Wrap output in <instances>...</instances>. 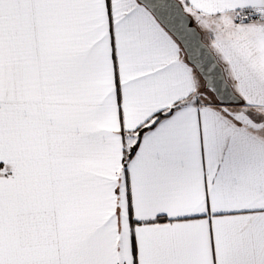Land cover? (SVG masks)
<instances>
[{"label":"snow or ice","instance_id":"snow-or-ice-1","mask_svg":"<svg viewBox=\"0 0 264 264\" xmlns=\"http://www.w3.org/2000/svg\"><path fill=\"white\" fill-rule=\"evenodd\" d=\"M0 264H264V0H0Z\"/></svg>","mask_w":264,"mask_h":264}]
</instances>
